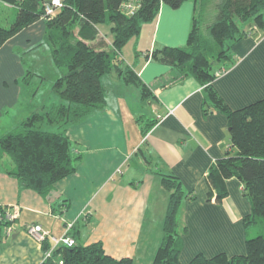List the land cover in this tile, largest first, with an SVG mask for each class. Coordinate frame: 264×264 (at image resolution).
Masks as SVG:
<instances>
[{
  "label": "crops",
  "instance_id": "crops-1",
  "mask_svg": "<svg viewBox=\"0 0 264 264\" xmlns=\"http://www.w3.org/2000/svg\"><path fill=\"white\" fill-rule=\"evenodd\" d=\"M197 1H186L177 9L163 4L156 19L144 24L140 35L124 47L125 52L131 46V54L128 49L123 53L124 64L148 94L143 98L139 86L115 73L103 78L105 105L71 125L67 133L77 145L74 156H79L74 174L42 196L9 175L12 166L0 169V207L19 211L11 235L3 230L8 237L2 235L0 240V264H43V244L29 236L27 227L41 225L55 236L63 234L68 223L74 224L72 236L77 244L102 242L113 258L151 264L163 239L169 199L163 175L176 176L185 193L178 212L182 264L198 254L208 258L246 254L247 239L261 233V225L244 222L252 212L244 185L236 177L228 179L227 195L218 201L208 177L228 152L236 154L228 117L207 104L206 90L196 78L147 58L156 49L186 46L198 13ZM221 1L217 0V9ZM244 28L250 29L249 25ZM101 33L111 44L110 27L102 26ZM46 35L45 21L40 20L0 48V138L30 115V103L20 106L22 83L25 73L43 69L39 50L58 70ZM231 59L234 64L212 87L232 110L263 100L264 30L256 27L235 42ZM56 70L54 77L59 78L61 72ZM127 93L134 100L125 99ZM138 102L145 108L140 110ZM17 106L15 116L7 111ZM143 113L146 127L138 122ZM6 114L11 116L7 122ZM0 156V162L10 163Z\"/></svg>",
  "mask_w": 264,
  "mask_h": 264
},
{
  "label": "trees",
  "instance_id": "trees-1",
  "mask_svg": "<svg viewBox=\"0 0 264 264\" xmlns=\"http://www.w3.org/2000/svg\"><path fill=\"white\" fill-rule=\"evenodd\" d=\"M47 1L50 0H0L1 4L17 11L9 28L0 26V48L25 28L44 20L46 40L54 64L61 72L52 87L60 103L43 104L38 110L31 102L30 115L18 128L0 138V154L5 155L12 166L8 174L23 188L42 196H47L56 183L74 174L79 159L72 154V142L66 130L51 132L43 129V125H74L93 109L104 106L103 78L111 73L128 84L139 86L145 98L148 89L124 64V47L140 35L144 24L156 19L163 4L177 9L192 0H136L140 7L134 15L122 10L123 4L131 0H63V6L54 16L45 13ZM244 25H249V31ZM102 26L110 27L111 44L101 33ZM255 27L264 30V0H222L207 38L200 32L196 17L185 47H163L147 53V58L179 68L183 76L196 78L206 90L207 104L228 117L231 147L236 154L228 152L211 168L209 182L217 192V200L221 201L227 195L226 181L238 178L252 203V212L245 216L244 222L246 226L261 225V233L247 239L246 254L229 257L221 253L210 258L198 254L187 264H264V99L232 110L212 87L220 77L218 73L228 71L234 64L233 44ZM25 80L28 84L29 79ZM163 184L169 193L164 235L151 264H182L178 212L185 193L174 175H163ZM4 211L0 207V212ZM12 224L0 222V240L3 230ZM50 247L48 239L43 242L44 252ZM59 261L63 264H133L131 258L116 259L106 254L102 242L59 247L53 258L43 264H59Z\"/></svg>",
  "mask_w": 264,
  "mask_h": 264
},
{
  "label": "rangeland",
  "instance_id": "rangeland-1",
  "mask_svg": "<svg viewBox=\"0 0 264 264\" xmlns=\"http://www.w3.org/2000/svg\"><path fill=\"white\" fill-rule=\"evenodd\" d=\"M216 4H217V0H198L197 1V7H198L197 17L199 20V28H200V32L202 33V35L205 36L206 38L208 37V34H209L208 24L210 22L213 23L216 20V19H212V15L214 16L215 14L216 15L218 14V9L216 7ZM16 12L17 11L14 8L0 4V26L5 27V28H9L13 19L16 16L15 15ZM131 43L132 42H130V44ZM130 44H129V46H130ZM45 48H46V46H45ZM127 49H128V53L131 54V46H130V48H125V52L127 51ZM39 52L42 53V56H43V57H40V58H43V60H42V62H43L42 68L43 69L42 70L40 69L39 72L36 74L34 71H32L33 74L29 73V72L25 73L24 81L26 82L25 79L28 78L29 83L28 84H25V82L22 83L24 86V92L20 98L21 99V104H20L21 107L23 105L26 107V104L32 102V104L38 106V110H39V105L42 103L43 104L47 103L48 105H50L51 103H55V104L60 103V98H59L58 94H56L54 92V90L52 89L54 82L58 78V77H54V71L56 70V68L54 66L53 67L50 66V61H48L47 54L43 53L42 49L39 50ZM125 52L123 51V53H125ZM123 58H124V56H123ZM40 61H41V59H40ZM56 71H59V70H56ZM43 72H44V74L42 75ZM109 78H107V80ZM108 87H110L111 89H114V87H111V86H108ZM123 97L125 99H128V100H134L132 93H127ZM138 104L140 105L139 106L140 110H141V108H145V104H140L139 102H138ZM18 108H19L18 106L14 107V108H7V111L10 110L12 112V115L15 116L14 113L16 111H18ZM31 108H32V106H30V110H31ZM142 115H144L141 117L142 119L140 118L142 121H138V122H140V127H144V126L146 127L145 123L147 122L148 119L145 120L144 118H146L147 115H146V113H143ZM9 118H11V116L9 114H6L7 120L5 119V122H7ZM70 127H71V125L61 127L58 125L49 126L48 124H44L42 128L46 129L48 131H51V132H64V130H66V132L68 133ZM71 144H72V146H71L72 154L75 155L77 145L74 142H72ZM0 153H2V152L0 151ZM5 162L6 163L0 162V169H3V165L5 168L11 167V163H9L7 161H5ZM24 214H27V211H25ZM178 220L181 222V216L178 217ZM23 222H24V220H23ZM61 224H63V223L61 222ZM13 225H14V223L12 224V226ZM178 229H179V227H178ZM84 230H86V229H84ZM5 231H3V233H2V235H4V238L8 237V236H5L6 235ZM56 234L57 233H55V236H60V235H56ZM149 246H150V248H153L154 243L151 242V244ZM133 264H136V263L133 262Z\"/></svg>",
  "mask_w": 264,
  "mask_h": 264
},
{
  "label": "built area",
  "instance_id": "built-area-1",
  "mask_svg": "<svg viewBox=\"0 0 264 264\" xmlns=\"http://www.w3.org/2000/svg\"><path fill=\"white\" fill-rule=\"evenodd\" d=\"M51 4H46V15L54 16L59 8L63 6V0H50ZM140 5L136 0H131L126 2L122 6V10L127 15H134L136 10L139 9ZM256 28V27H255ZM254 28V29H255ZM252 31L248 32L247 35H251ZM226 70H221L218 75L222 76L226 73ZM19 217L18 209H13V211L5 210L4 212H0V222L9 221L14 223L16 219ZM74 228L73 223H68L65 227V231L60 236H54L49 231L45 230L41 225H32L27 227V233L30 237H32L37 243L43 244L47 239L51 243V247L44 252L43 263L53 258L55 251L59 247H74L76 245V241L72 236V230ZM6 233L8 236L12 233V225L7 227ZM59 264H63V261H59Z\"/></svg>",
  "mask_w": 264,
  "mask_h": 264
},
{
  "label": "water",
  "instance_id": "water-1",
  "mask_svg": "<svg viewBox=\"0 0 264 264\" xmlns=\"http://www.w3.org/2000/svg\"><path fill=\"white\" fill-rule=\"evenodd\" d=\"M48 4H51V1H47Z\"/></svg>",
  "mask_w": 264,
  "mask_h": 264
}]
</instances>
